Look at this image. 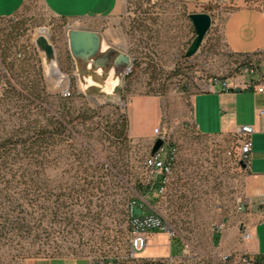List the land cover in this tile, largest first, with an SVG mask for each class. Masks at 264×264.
<instances>
[{"label":"rangeland","instance_id":"rangeland-1","mask_svg":"<svg viewBox=\"0 0 264 264\" xmlns=\"http://www.w3.org/2000/svg\"><path fill=\"white\" fill-rule=\"evenodd\" d=\"M128 1L130 31L125 14L64 18L44 0H25L15 15L0 18V264L116 252L112 249L125 243L128 205L143 198L155 203L139 188L150 177L144 161L157 127L179 147L170 176L176 198L171 220L192 240L193 258L215 251L218 226L246 219L252 205L248 170L225 151L233 137L223 146L217 137L201 135L191 103L194 94L240 73L249 58H235L224 43V12L231 5ZM197 12L209 13L214 27L199 51L187 57L196 35L190 14ZM70 27L101 31L123 51L129 35L133 66L120 96L83 93L68 47ZM41 30L56 48L61 75L46 74L35 43ZM124 120L128 128L122 135ZM246 120L245 114L237 118ZM133 126L150 135L134 136ZM185 198L193 200L188 213ZM259 206L264 203L256 201L251 209ZM168 242L165 233L152 234L143 253L165 256ZM261 244L264 251V236Z\"/></svg>","mask_w":264,"mask_h":264},{"label":"crops","instance_id":"crops-1","mask_svg":"<svg viewBox=\"0 0 264 264\" xmlns=\"http://www.w3.org/2000/svg\"><path fill=\"white\" fill-rule=\"evenodd\" d=\"M211 4H229L231 8L224 12L223 40L228 50L234 54L250 55L256 66L250 74L240 77L244 82L241 91L225 88L220 81L213 83L212 88L198 92L191 98L195 125L203 136L217 137L226 146L225 138L242 123L237 121L239 115L245 114L247 123L255 128L253 134V150L251 168L246 180V194L249 204L256 201L264 203V93L248 88L251 82L264 78V14L261 6L254 1L245 0H201ZM25 0H0V18L15 15L23 6ZM49 10L64 18H121L125 14V29L130 28L131 14L128 0H44ZM128 37V38H126ZM125 51L132 54L129 35L125 33ZM248 113V115H247ZM134 136L145 138L150 132L131 127ZM255 135V136H254ZM239 225L228 223L220 231L219 243L213 239L217 250H232L234 252H250L264 254L261 236H264V208L252 210ZM242 223L249 224L253 229V238L241 240ZM263 227V228H262ZM27 264H91L88 258L82 256H57L34 258Z\"/></svg>","mask_w":264,"mask_h":264},{"label":"built area","instance_id":"built-area-1","mask_svg":"<svg viewBox=\"0 0 264 264\" xmlns=\"http://www.w3.org/2000/svg\"><path fill=\"white\" fill-rule=\"evenodd\" d=\"M261 6L264 14V0H254ZM214 24L209 32L213 30ZM208 32V33H209ZM205 41V40H204ZM21 55V54H19ZM235 58H245L247 56L234 55ZM133 57V55H131ZM256 65L245 61L240 64V73L232 78L220 81L225 88H241L244 84L240 77L250 74ZM248 88L264 93V78L258 82H251ZM64 95L70 96L69 88L64 89ZM264 114V109L260 111ZM153 145L158 138L164 140L158 151L147 156L144 165L149 172V179L153 177L156 181L153 198L155 203L148 199L132 202L127 208V232L125 243L117 247L116 252L110 254H92L87 256L91 264H264V254L256 255L250 252H234L232 250H217L205 253L203 259H194L192 253L194 244L190 238L181 236L177 225L171 220L175 216L174 205L176 198H173L170 190V176L172 175L177 162L179 147L172 143L165 128L157 127L154 130ZM255 128L251 124L239 125L230 136L233 141L226 148V153L235 158L247 170L251 168L253 134ZM153 148V146H152ZM149 181V180H148ZM172 186V184H171ZM152 199V198H151ZM184 211L188 213V208L193 204L191 198L184 199ZM141 209V214H136L135 210ZM222 224L217 230L223 229ZM165 233L168 236V253L165 256H148L143 252L149 245L152 234ZM189 236H191L190 233ZM253 238V229L249 224L242 223L241 240L249 241ZM176 251V253H175ZM181 251V254H178Z\"/></svg>","mask_w":264,"mask_h":264},{"label":"water","instance_id":"water-1","mask_svg":"<svg viewBox=\"0 0 264 264\" xmlns=\"http://www.w3.org/2000/svg\"><path fill=\"white\" fill-rule=\"evenodd\" d=\"M195 38L187 50V56L195 55L201 48L213 23L212 16L206 12L191 13ZM68 47L76 67L81 89L86 96H120L126 77L133 66L128 52L110 44L101 31L70 27L67 30ZM37 48L43 53L47 76H53V68L59 70L57 52L49 39L40 34L35 40ZM241 91V88H236ZM164 140L158 138L152 148L155 154ZM141 214V209L135 210Z\"/></svg>","mask_w":264,"mask_h":264},{"label":"trees","instance_id":"trees-1","mask_svg":"<svg viewBox=\"0 0 264 264\" xmlns=\"http://www.w3.org/2000/svg\"><path fill=\"white\" fill-rule=\"evenodd\" d=\"M231 54H233V56L234 55L247 56V57H249L248 58V61H250V62L253 61L252 56H250V55H242V54H234V53H231ZM187 57H189V56H187ZM254 68H255V66H254ZM116 125L118 126V124H116ZM127 128H128V124H127L126 120H124L123 123L121 124L120 133L122 135H124L125 134V131L127 130ZM3 156L6 157V155L4 153H2L1 157H3ZM156 185L157 184H156L155 179L153 177H151L146 184L140 186L139 190L144 195H148L150 198H156V197H153V193H154V189H155ZM213 239H214L215 243L218 244L219 243V240H220V233L219 232H215V234L213 236Z\"/></svg>","mask_w":264,"mask_h":264},{"label":"bare ground","instance_id":"bare-ground-1","mask_svg":"<svg viewBox=\"0 0 264 264\" xmlns=\"http://www.w3.org/2000/svg\"><path fill=\"white\" fill-rule=\"evenodd\" d=\"M46 30V29H45ZM45 30H41V32L43 33V35H45ZM54 72L58 75H61L60 74V71H58V69H55V67L53 68ZM53 73V72H52ZM63 76V75H62Z\"/></svg>","mask_w":264,"mask_h":264}]
</instances>
